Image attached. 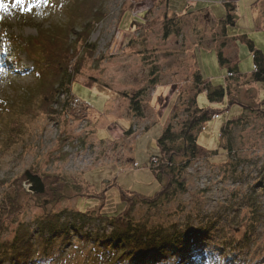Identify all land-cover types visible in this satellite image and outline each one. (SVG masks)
<instances>
[{"label": "rangeland", "instance_id": "rangeland-1", "mask_svg": "<svg viewBox=\"0 0 264 264\" xmlns=\"http://www.w3.org/2000/svg\"><path fill=\"white\" fill-rule=\"evenodd\" d=\"M80 1L25 0L31 10L22 11L11 7L15 0H0L9 5L7 12L0 9V198L12 194L14 180L28 168L59 177L66 195L42 207L22 182L27 193L18 199L19 212L1 225L0 242L10 240L18 224L33 227L46 213L71 218L77 210L97 209L100 193L106 215L125 208L126 191L153 194L159 183L146 163L156 153L162 128L171 123L179 131L189 117L194 74L201 72L213 85L224 83L227 67L218 63L216 47L234 57L239 73H251L244 36L264 53V0H98L99 17L90 22L87 40L94 52L89 56L80 41L73 44L80 71L44 110L36 72L29 70L40 57L31 40L39 26L65 24L66 9ZM229 2L236 6L235 24L226 25V38L222 18ZM15 39L27 42V49L18 50ZM230 83L235 98L251 108L231 104L209 120L197 136L200 153L173 158L178 183L173 191L151 206L136 199L130 218L166 236L209 228L211 251L229 242L239 264H264V190L257 186L264 181V113L257 110L258 101L264 109V82L238 77ZM138 92L140 116L125 97ZM197 103L223 108L204 91ZM94 193L99 197H89ZM85 214L84 230L100 235L110 230L94 212ZM91 247L73 238L61 251L55 247L49 264H106L93 258ZM220 257L211 263L185 257L181 264H220ZM158 259L154 262L162 264Z\"/></svg>", "mask_w": 264, "mask_h": 264}, {"label": "trees", "instance_id": "trees-1", "mask_svg": "<svg viewBox=\"0 0 264 264\" xmlns=\"http://www.w3.org/2000/svg\"><path fill=\"white\" fill-rule=\"evenodd\" d=\"M98 2V0H83L77 4H71L66 9L69 19L65 24L49 23L45 27L39 26L37 35L31 40L33 44H37L40 57L32 61L29 70L32 68L36 72L37 86L43 98L44 110L51 109L50 103L56 93H59L58 88H62L66 83L69 84L72 77L80 71L82 61L77 58L73 44L80 41L82 49L88 52L89 56L93 54L95 44L88 43L87 40L90 22L99 17V13L96 12L100 6ZM226 9V14L222 18L224 28L226 25L235 24L234 4L226 3ZM243 39L252 55V72L246 75L239 73L237 61L227 58L221 49L216 47L218 63L227 67L224 83L213 85L211 80L204 78L201 72L195 73L196 92L194 91L195 95L187 101L186 107L189 117L182 122L179 131H175L171 123H167L162 128L156 140V153L151 154L152 159H157V162H152L150 157L149 162L146 163L159 183L157 191L149 196L126 191V195L122 196L127 202L125 208L113 215L102 213L104 194L100 193L101 203L97 209L77 210L71 218H64L60 212L46 213L33 227L25 223L18 224L12 238L0 242V264H49L50 253L55 247L61 251L72 244L73 238L80 242H91L93 258L106 261V264H156L157 262H154L156 257L162 260V264H181L185 257L195 260L203 257L207 263H211L218 255H221L220 258L225 263L239 264L240 260L236 257L235 251L232 248V250L229 249L231 247L229 242L218 243V248L211 251L210 244L214 243L209 228H199L166 236L157 228H148L132 222L130 211L136 199L151 206L157 199L168 197L173 191L174 184H178L173 169V158L177 156L187 159L194 158L200 153L201 147L197 144V136L209 120L217 117L222 110L230 109L231 104H238L241 108H251L235 98L233 93L235 90L231 87L230 80L239 77L244 78L246 83L264 82V53L255 47L251 39L246 36ZM14 42L18 50L27 49V42L16 39ZM71 57L74 59L72 62ZM201 91L206 93L209 102L221 103L223 108L199 107L197 95ZM139 96V92L132 96H125L129 99L130 110L137 116L141 115ZM261 104L258 101L257 110L264 113ZM240 114L241 112L234 114L222 125L220 131L224 132L225 126L237 122ZM222 150L225 154L229 151L226 148ZM217 152L218 149L213 153ZM164 179H166L165 182H163ZM22 182L29 185V194L40 201L42 207L56 203L66 196L65 183L60 181L59 177L41 175L36 170L28 168L14 180L12 194H6L0 198V228L5 221L15 216L20 210L18 199L21 193H27L21 185ZM257 186L264 190V181L260 180ZM89 197L98 198L99 193H94ZM88 211L94 212L98 221H107L110 230L105 235L83 229L85 224L83 220ZM239 249L241 247H238ZM260 260L264 261V256Z\"/></svg>", "mask_w": 264, "mask_h": 264}, {"label": "snow or ice", "instance_id": "snow-or-ice-1", "mask_svg": "<svg viewBox=\"0 0 264 264\" xmlns=\"http://www.w3.org/2000/svg\"><path fill=\"white\" fill-rule=\"evenodd\" d=\"M17 6H19L22 11H30L31 10L30 7H25V0H15V3H13L11 5L12 8H15ZM0 9H3L5 12H7L9 9V5L0 3Z\"/></svg>", "mask_w": 264, "mask_h": 264}, {"label": "crops", "instance_id": "crops-1", "mask_svg": "<svg viewBox=\"0 0 264 264\" xmlns=\"http://www.w3.org/2000/svg\"><path fill=\"white\" fill-rule=\"evenodd\" d=\"M233 4H235L234 2H233ZM235 6V5H234ZM207 11H208V13L207 14H209L210 15V10L209 9H207ZM235 12H236V6H235ZM224 30H225V32H226V38H228L229 36H227L228 35V33H227V28L225 27L224 28ZM234 57H232L231 59H233ZM234 60V59H233ZM252 70H253V65H252Z\"/></svg>", "mask_w": 264, "mask_h": 264}, {"label": "clouds", "instance_id": "clouds-1", "mask_svg": "<svg viewBox=\"0 0 264 264\" xmlns=\"http://www.w3.org/2000/svg\"><path fill=\"white\" fill-rule=\"evenodd\" d=\"M220 264H224L223 260L221 259Z\"/></svg>", "mask_w": 264, "mask_h": 264}]
</instances>
